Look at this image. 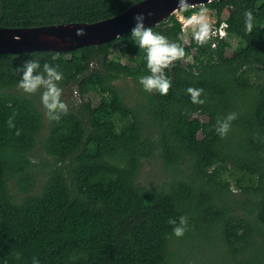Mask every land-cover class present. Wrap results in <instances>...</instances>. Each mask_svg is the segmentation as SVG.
<instances>
[{
    "label": "trees",
    "instance_id": "1",
    "mask_svg": "<svg viewBox=\"0 0 264 264\" xmlns=\"http://www.w3.org/2000/svg\"><path fill=\"white\" fill-rule=\"evenodd\" d=\"M140 1L0 0V27L96 23ZM200 7L179 14L187 19ZM204 7L216 27L226 24L224 37L187 44L176 14L151 27L186 53L165 69L167 96L139 83L151 73L130 33L70 52L0 54V264H185L184 250L195 253L198 243L210 253L207 264L215 257L264 264V0ZM249 10L252 33L245 31ZM29 59L41 71L45 63L57 67L58 86H75L81 98L59 121L46 118L43 89L18 87ZM189 87L204 90L203 105L191 102ZM232 113L222 138L217 120ZM37 147L53 163L39 164L49 170L35 193ZM149 161L163 176L147 183ZM180 216L188 230L177 238L168 221Z\"/></svg>",
    "mask_w": 264,
    "mask_h": 264
},
{
    "label": "clouds",
    "instance_id": "2",
    "mask_svg": "<svg viewBox=\"0 0 264 264\" xmlns=\"http://www.w3.org/2000/svg\"><path fill=\"white\" fill-rule=\"evenodd\" d=\"M178 9L187 10L192 7L189 0H177ZM245 31H253V13L251 10L244 13ZM134 26L131 29L130 36L139 49L146 51L147 68L150 75L142 76L139 83L146 92H157L162 96H167L172 82L165 75V69H169L177 60H182L186 53L179 44L170 42L164 35L156 34L151 27L146 26V17L143 14H137L133 17ZM187 25L193 30V38L200 44H206L214 35L211 24L207 17V8L201 5L199 12H194L191 17L187 18ZM78 36H83V30H78ZM213 47L215 45L213 44ZM22 73L18 87L27 94H35L38 90L43 89L41 93V103L46 109V115L49 120L59 121L62 115L68 114V106L61 100L62 89L58 82L63 79L61 72L57 67L48 63L41 65L38 61L29 59L18 69ZM202 88L189 87L187 94L193 104L203 105L206 101L201 99ZM234 113L227 117L217 120L216 132L222 138L225 137L231 128V122L236 119ZM9 127H14L13 118L7 121ZM19 135V132H17ZM168 223L173 226V234L177 237H183L188 230V218L180 216L177 219H169ZM33 264H39L34 259Z\"/></svg>",
    "mask_w": 264,
    "mask_h": 264
},
{
    "label": "water",
    "instance_id": "3",
    "mask_svg": "<svg viewBox=\"0 0 264 264\" xmlns=\"http://www.w3.org/2000/svg\"><path fill=\"white\" fill-rule=\"evenodd\" d=\"M213 1L215 0H189V3L196 7ZM180 11L177 0H142L119 15L96 23L0 27V54L70 52L82 47L100 46L130 33L134 26L133 17L137 14L145 15L146 26L154 27ZM78 30H83L85 35L78 36Z\"/></svg>",
    "mask_w": 264,
    "mask_h": 264
},
{
    "label": "rangeland",
    "instance_id": "4",
    "mask_svg": "<svg viewBox=\"0 0 264 264\" xmlns=\"http://www.w3.org/2000/svg\"><path fill=\"white\" fill-rule=\"evenodd\" d=\"M176 15L179 17L180 20L184 19V17H182L179 13H176ZM207 17L209 20V23L212 26V29L215 28V23H216V17L213 15L212 11L207 9ZM185 24V22H184ZM186 27V31H185V37H184V41L187 44H192L195 42V39L193 38V30L190 26L187 25V23L185 24ZM234 45H237V41L233 40ZM123 53V49L122 47H117L116 49V54H122ZM232 53V49L228 50L227 54H231ZM128 85H133L132 81L127 82ZM118 85H120V83L118 82ZM75 88V86L73 87H68L65 88L62 91V100L64 103H66L68 106H76L81 102V98L79 96V94L73 89ZM125 92H127V90H125ZM94 100V103L97 105L99 103V99L98 97L94 96L92 98ZM44 109V107H43ZM45 115H46V111H45ZM199 123L203 122L206 120V117L203 114H198L197 115ZM46 118L47 115H46ZM34 154L35 156L33 157V161L34 163H36L38 165V167H35V173L38 174V184L35 187V193L39 192V190L41 189V184L43 183V181L46 179V172L49 169H46L42 172H40V163L46 162V163H53V158L51 156H49L45 151H42L40 149V147H37L34 150ZM162 168L158 165L157 162H153V161H149V162H145L144 166H143V171H142V176H141V180L145 181L147 183L150 182V179H154L157 178L156 176H163L162 175ZM229 182H230V186L232 189V192L237 196V198H240V195L242 194V190L240 188H238L235 185V180L233 178H231L229 175L225 176ZM198 248L197 251L195 253H191L189 254L188 251L189 249L186 248L184 250V254L186 253L187 257H186V261L185 264H207L206 259H209L210 253L207 251L208 249H206L205 246H202L201 243H198ZM213 261V264H222L221 262L218 261V259L215 257L214 259H211Z\"/></svg>",
    "mask_w": 264,
    "mask_h": 264
},
{
    "label": "built area",
    "instance_id": "5",
    "mask_svg": "<svg viewBox=\"0 0 264 264\" xmlns=\"http://www.w3.org/2000/svg\"><path fill=\"white\" fill-rule=\"evenodd\" d=\"M180 20V19H179ZM181 23H182V26H183V31L185 32L186 31V27H185V24L187 23V19L184 18L182 20H180ZM185 22V24H184ZM226 26V24L224 23L223 26H220L219 28L215 26V28L213 29V33H214V36H218L220 38L224 37L226 35V32L224 30V27Z\"/></svg>",
    "mask_w": 264,
    "mask_h": 264
}]
</instances>
